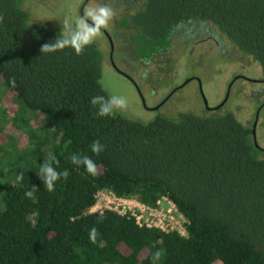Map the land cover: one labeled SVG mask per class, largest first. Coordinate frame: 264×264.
Listing matches in <instances>:
<instances>
[{
	"label": "trees",
	"instance_id": "1",
	"mask_svg": "<svg viewBox=\"0 0 264 264\" xmlns=\"http://www.w3.org/2000/svg\"><path fill=\"white\" fill-rule=\"evenodd\" d=\"M0 15V84L39 123L28 130L34 147L13 162L24 180L15 175L0 184V264H153L161 248L160 264H264V158L251 127L221 107L148 123L118 112L96 117L91 98L108 96L97 43L80 55L43 54L61 28L36 21L24 0H0ZM191 22L211 25L264 78V0H143L123 19L137 31L131 39L143 60L164 53L172 30ZM96 140L106 146L99 155L89 147ZM71 152L91 156L99 174L72 165ZM49 155L70 172L52 193L38 176ZM32 186L35 199H28ZM102 190L150 207L171 200L186 234L139 226L113 210L89 212ZM92 227L100 233L96 244Z\"/></svg>",
	"mask_w": 264,
	"mask_h": 264
},
{
	"label": "rangeland",
	"instance_id": "2",
	"mask_svg": "<svg viewBox=\"0 0 264 264\" xmlns=\"http://www.w3.org/2000/svg\"><path fill=\"white\" fill-rule=\"evenodd\" d=\"M83 1L85 0H24V7L36 21L62 30L60 21L66 15L73 20L79 17L78 10ZM95 6L97 5L90 1L84 10ZM95 42L103 53L100 83L108 95L119 94L128 98L129 108L118 111L128 120L148 123L158 115L177 117L183 112L202 115L218 111L220 108L216 107L224 100L229 81L236 78L235 74H238L239 79L231 86L229 97L221 106L222 109L231 110L240 122L251 127L258 105L264 101V84L252 83L261 78L260 67L235 49L233 50L238 55L236 58L230 53L226 56L213 49L205 50L175 41L164 53L152 57L146 63L135 60L129 68L128 64L122 66L116 60L120 73L113 70L107 61L108 47L104 36ZM142 70L147 72L144 79H141ZM122 72L136 80L138 88ZM155 84L158 88H153ZM173 91L159 112L153 111ZM18 106L0 84V184L22 172L19 166L13 167V162H17L22 151L34 147L29 141L28 130L39 126L32 112L23 113ZM255 136L258 145L264 147V107L258 113ZM261 157L264 158V153ZM22 165L23 163L20 164ZM160 207L166 209L169 206L166 202H161ZM175 216L181 227L185 228V218L179 212Z\"/></svg>",
	"mask_w": 264,
	"mask_h": 264
},
{
	"label": "clouds",
	"instance_id": "3",
	"mask_svg": "<svg viewBox=\"0 0 264 264\" xmlns=\"http://www.w3.org/2000/svg\"><path fill=\"white\" fill-rule=\"evenodd\" d=\"M118 18V10L111 4H100L84 10L83 14L74 20L70 16H65L61 22L62 31L57 38L49 43L41 46V52L56 53L63 52L66 49H72L77 55L91 46L98 38L102 37L103 29ZM4 17L0 15V24H3ZM145 78L147 72L144 73ZM15 86V81H12ZM91 105L97 109L95 115L99 118L114 117L118 111H126L129 108V100L124 95H95L91 98ZM71 144V141L65 145V148ZM93 154L99 155L105 150V145L99 140L92 142L89 146ZM70 163L77 168L83 167L85 171L95 177L99 174V167L95 160L84 153L71 152L68 155ZM60 161L54 156L49 155L45 158L42 166H39L38 176L43 181L48 192L52 193L56 190V184L61 179L67 180L70 175L68 169H59ZM24 180V174L20 173L16 176V182L21 183ZM23 186V185H21ZM37 188L32 186L31 189L25 191V197L35 199ZM100 236L96 227L89 229V240L92 244H96ZM101 246L103 242L101 241ZM166 255V249H158L152 256L153 264H160L161 258Z\"/></svg>",
	"mask_w": 264,
	"mask_h": 264
},
{
	"label": "flooded vegetation",
	"instance_id": "4",
	"mask_svg": "<svg viewBox=\"0 0 264 264\" xmlns=\"http://www.w3.org/2000/svg\"><path fill=\"white\" fill-rule=\"evenodd\" d=\"M90 1L96 5L108 3L118 10V18L109 24L108 29L102 30L103 36L106 40L107 47H108V53L106 57H107V61L110 67L113 70L121 73V71L118 69L116 60L122 66H124V64H128L129 68L131 67L130 66L131 63L132 64L135 63V60H140L142 61V63H146L148 60L139 59L135 56V43L132 41L131 35L136 34L137 31L132 25H126L123 23L124 18L132 19L133 15H135V13L139 11L143 3V0H85L81 4V6L82 5L83 6L82 7L80 6L81 8L79 7L78 16L82 15L81 11L83 13L85 5L89 3ZM169 39H170L169 46L173 45V43L176 41V43L178 44L180 43L181 44H191L193 47L198 46L201 49H205V50L213 49V50H216L218 53H222L226 56H228V54L230 53L231 56H233L234 58L238 57V55L234 52L233 48L229 44H227V42L223 39V37L219 35L214 30V28L207 23L191 22V23L182 24L172 30V32L169 35ZM142 71L143 73L145 72L144 70ZM143 73L141 74V79H144L145 75ZM122 74L125 75L123 72ZM235 75H236V78L230 80L227 86L229 89V93H228V96L225 102L227 101L229 97L230 89L234 81L239 79L238 74H235ZM125 76L129 78L127 75ZM258 79L254 80V82H252V80H249V81H251L252 83L264 84V78L262 77V75H261V78H258ZM129 80L134 84L136 88H138L137 87L138 84L136 80L131 79V78H129ZM244 80H248V79H244ZM139 83L141 84L142 82L140 81ZM153 86H154L153 88H158L157 84ZM153 92H155V90H153ZM173 93L174 91L171 92L163 101L161 100L160 101L161 104L157 108H155L153 111L159 112L160 107L167 103V101L169 100L170 96ZM225 102L222 105H224ZM258 106H259L258 108L262 109L264 107V101L261 102ZM251 129H252V126H251ZM258 146H259L258 149L264 153V147H261L260 145Z\"/></svg>",
	"mask_w": 264,
	"mask_h": 264
},
{
	"label": "built area",
	"instance_id": "5",
	"mask_svg": "<svg viewBox=\"0 0 264 264\" xmlns=\"http://www.w3.org/2000/svg\"><path fill=\"white\" fill-rule=\"evenodd\" d=\"M161 202H166L169 206L163 209ZM104 210H113L119 214H130L135 218L139 226L149 228H158L162 231H177L185 235V228L181 227L175 214L178 213L174 203L167 198L158 201L157 207H150L134 198L118 197L111 191L102 190L96 195L95 204L89 209V212H103ZM180 216H182L180 214ZM183 217V216H182Z\"/></svg>",
	"mask_w": 264,
	"mask_h": 264
},
{
	"label": "water",
	"instance_id": "6",
	"mask_svg": "<svg viewBox=\"0 0 264 264\" xmlns=\"http://www.w3.org/2000/svg\"><path fill=\"white\" fill-rule=\"evenodd\" d=\"M81 14H83L82 11H81ZM228 93H229V89H228V91H227V93H226V97H225L224 101H223L220 105H218L216 108H219V107L225 102V100H226V98H227V96H228ZM202 98H203V102H204L205 106L207 107V102H206V99L204 98L203 95H202ZM207 108H208V107H207ZM259 110H260V108H258V110H257V112H256V114H255L254 122H253L252 129H251L252 136H253V141H254V145H255L257 148H259V146H258V144H257V142H256V138H255V137H256V136H255V127H256V122H257V120H258V113H259Z\"/></svg>",
	"mask_w": 264,
	"mask_h": 264
}]
</instances>
